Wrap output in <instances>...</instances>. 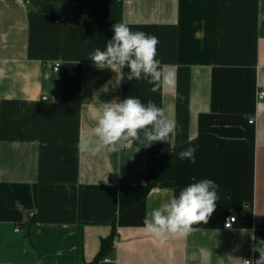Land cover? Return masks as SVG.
Returning a JSON list of instances; mask_svg holds the SVG:
<instances>
[{
	"label": "crops",
	"instance_id": "1",
	"mask_svg": "<svg viewBox=\"0 0 264 264\" xmlns=\"http://www.w3.org/2000/svg\"><path fill=\"white\" fill-rule=\"evenodd\" d=\"M116 22L158 38L157 59L172 73L171 86L151 92L145 80L126 75L117 84L113 70L88 59L106 49ZM260 90L264 0H0V264L259 259ZM128 97L154 102L176 122L169 143L81 153L77 145L90 136L103 103ZM189 147L196 148L194 161L178 159ZM154 167L156 181L145 192ZM202 179L219 186L207 224L163 243L146 231L153 209ZM228 216L237 217L233 229L224 226ZM104 246L109 254L95 262Z\"/></svg>",
	"mask_w": 264,
	"mask_h": 264
},
{
	"label": "clouds",
	"instance_id": "2",
	"mask_svg": "<svg viewBox=\"0 0 264 264\" xmlns=\"http://www.w3.org/2000/svg\"><path fill=\"white\" fill-rule=\"evenodd\" d=\"M112 28L114 35L107 42L106 49L97 48L90 53L88 59L100 69L113 70L117 84L123 81L126 75L129 81L145 80L152 85L151 92H157L164 84L172 85V73H164L161 61L157 59L159 40L156 36L133 32L124 23L116 22ZM125 67L130 69L127 74L122 71ZM176 130V122L166 115L163 108L152 101L144 104L137 97H128L121 102L103 103L90 136L82 139L77 147L81 153L91 156L105 151L117 153L131 148L136 142L144 147L155 142L169 143L171 134ZM195 152V147H189L178 154V159L194 161ZM103 180L107 183V177ZM218 187V184L210 179H202L188 185L178 196H174L160 208L153 209L145 217L146 231L161 243L168 236L186 238L194 231V224L208 223L219 200ZM235 219L232 217L231 222L226 220L225 227L231 229V223L235 222ZM240 231L241 234L248 232L247 229ZM251 238L256 240L254 235ZM262 245L264 241L257 242L253 248L254 252L259 253V259H241L242 264H264Z\"/></svg>",
	"mask_w": 264,
	"mask_h": 264
},
{
	"label": "built area",
	"instance_id": "3",
	"mask_svg": "<svg viewBox=\"0 0 264 264\" xmlns=\"http://www.w3.org/2000/svg\"><path fill=\"white\" fill-rule=\"evenodd\" d=\"M60 66H61L60 62L55 63V64H54V67H53V70L57 72V71L60 69ZM257 96H258V100L263 101V100H264V90H260V91L258 92ZM250 123L253 124V123H254V120H253V119L250 120ZM133 145H134V144H133ZM132 147H133V146H132ZM132 147H131V148H132ZM128 149H129V148H128ZM124 150H125V149H124ZM232 217H235L236 219H235V222H232V223H231V229L234 228V226H235V224H236V221H237V217H236V216H228V217L225 219V222H226V220L229 221V222H231V218H232ZM224 226H225V224H224ZM225 228H226V227H225ZM227 229H229V228H227ZM16 231H20V228H16ZM114 245H116V243H114ZM104 260L107 261V262H114V261H115V260H113V259H111V258H105ZM249 260H251V259H249Z\"/></svg>",
	"mask_w": 264,
	"mask_h": 264
},
{
	"label": "trees",
	"instance_id": "4",
	"mask_svg": "<svg viewBox=\"0 0 264 264\" xmlns=\"http://www.w3.org/2000/svg\"><path fill=\"white\" fill-rule=\"evenodd\" d=\"M148 180H149V183L148 185L145 187V192L149 191V189L154 185L155 181H156V170H155V167L152 168L150 171H149V174H148ZM154 181V182H153ZM123 208V206H122ZM109 252L107 251V247L104 246L103 250L100 252V254L96 257V261L95 262H98L100 261L102 258H104L106 255H108Z\"/></svg>",
	"mask_w": 264,
	"mask_h": 264
}]
</instances>
